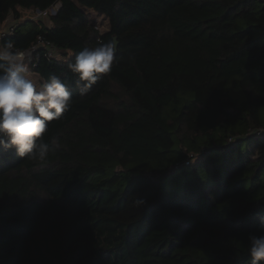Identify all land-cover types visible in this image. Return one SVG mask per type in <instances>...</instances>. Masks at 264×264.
<instances>
[{"label":"trees","instance_id":"16d2710c","mask_svg":"<svg viewBox=\"0 0 264 264\" xmlns=\"http://www.w3.org/2000/svg\"><path fill=\"white\" fill-rule=\"evenodd\" d=\"M55 1L0 0V22ZM59 1L3 39H50L65 60L35 71L71 101L48 122L42 140L60 147L46 160L0 148V264H248L264 215V0ZM113 37L111 71L81 95L68 64Z\"/></svg>","mask_w":264,"mask_h":264},{"label":"clouds","instance_id":"9594fccd","mask_svg":"<svg viewBox=\"0 0 264 264\" xmlns=\"http://www.w3.org/2000/svg\"><path fill=\"white\" fill-rule=\"evenodd\" d=\"M114 40L84 47L74 54L68 69L76 76V87L86 93L101 75L111 71L115 60ZM29 63L13 40L0 43V148L12 149L20 158L44 161L50 150L59 148L42 140L48 122L59 120L69 108V85L50 75L39 86L28 77ZM141 205L144 202L138 200ZM260 234H250L247 243L248 264H264V215L259 217Z\"/></svg>","mask_w":264,"mask_h":264},{"label":"built area","instance_id":"2783aa9c","mask_svg":"<svg viewBox=\"0 0 264 264\" xmlns=\"http://www.w3.org/2000/svg\"><path fill=\"white\" fill-rule=\"evenodd\" d=\"M59 6L60 1L57 0L45 9L31 7L28 10L34 12L35 15L33 18H49L50 15L56 13ZM20 19L19 13L17 16L10 13L3 21L0 22V43H3V39L7 36H10L14 32L16 25L19 22H22ZM16 48L24 52L26 61L29 63V72H36L35 68L41 59H45L46 61L65 60L64 55L60 54L59 49H57L51 40L46 38V36L42 33H38L36 35L35 40L29 47L22 49L16 46ZM43 82L44 80H41L40 84Z\"/></svg>","mask_w":264,"mask_h":264},{"label":"rangeland","instance_id":"374dc122","mask_svg":"<svg viewBox=\"0 0 264 264\" xmlns=\"http://www.w3.org/2000/svg\"><path fill=\"white\" fill-rule=\"evenodd\" d=\"M19 16H20V20H22V22L27 21V20H31V19H37V18H33L34 17V12L28 10V9H19ZM89 14V16H91V18L95 19L96 23L99 24V28L101 30H105L107 29V20L101 16L100 14L94 12V11H88L87 12ZM46 23L49 21L48 18H42ZM29 77H31L32 80H34V83H36L37 85H40L41 82H38V77L36 76V74L34 72H28L27 74ZM98 175H102V174H98ZM175 176L179 175V171H176V173L174 174ZM183 177L182 178H178V181H175L174 183H172L169 180V176L164 177L161 180L162 183V187H163V191L164 192H169V191H179L181 188V182L183 181ZM174 181V180H173Z\"/></svg>","mask_w":264,"mask_h":264},{"label":"crops","instance_id":"0c3cea01","mask_svg":"<svg viewBox=\"0 0 264 264\" xmlns=\"http://www.w3.org/2000/svg\"><path fill=\"white\" fill-rule=\"evenodd\" d=\"M19 9H22V8H19ZM19 9H18V10H19ZM88 11H94V10H92V9H87L86 12H88ZM94 12H95V11H94ZM35 74H36V76L38 77V80H39L38 82H41L42 78L38 75V73L35 72ZM28 77H29V76H28ZM29 78L31 79V77H29ZM31 80H32V79H31ZM33 82H34V80H33Z\"/></svg>","mask_w":264,"mask_h":264},{"label":"water","instance_id":"95a60500","mask_svg":"<svg viewBox=\"0 0 264 264\" xmlns=\"http://www.w3.org/2000/svg\"><path fill=\"white\" fill-rule=\"evenodd\" d=\"M113 40L115 41V44L117 45V41H116V38L115 37H113Z\"/></svg>","mask_w":264,"mask_h":264}]
</instances>
